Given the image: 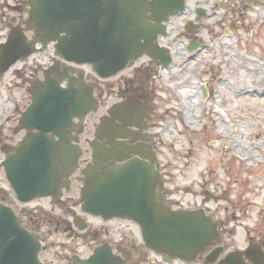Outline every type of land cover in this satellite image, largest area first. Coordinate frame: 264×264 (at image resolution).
I'll return each mask as SVG.
<instances>
[{
  "label": "water",
  "instance_id": "95a60500",
  "mask_svg": "<svg viewBox=\"0 0 264 264\" xmlns=\"http://www.w3.org/2000/svg\"><path fill=\"white\" fill-rule=\"evenodd\" d=\"M27 4V19L15 26L8 24L6 41L0 43V76L18 60L40 50L37 43L45 48L50 42L66 61L90 64L101 77L116 74L146 52L167 65L170 57L154 40L165 34L162 21L184 9V0H27ZM29 30L34 33L32 39L26 35ZM64 78L66 87L49 81L45 91L33 95L20 118L27 134L3 162L6 178L20 201L47 196L63 182L67 185L78 167L81 149L71 143L68 133L72 119L83 120L96 101L87 84L77 88L70 78ZM31 129L35 131L29 132ZM49 133L58 135L60 141ZM111 141L113 138L109 146L101 142L93 146V166L85 168L81 191L84 211L104 219L134 221L145 245L170 259L191 261L219 240L216 223L202 209L165 206L156 193L162 181L153 152L141 153L136 147ZM131 154L147 157L128 159ZM203 193L207 199L211 197L207 191ZM38 250V243L19 226L11 209L0 204V264H40ZM220 253L221 247L214 248L205 264L214 263ZM76 264H122V259L101 246ZM217 264H264V251L250 245L244 251L226 254Z\"/></svg>",
  "mask_w": 264,
  "mask_h": 264
},
{
  "label": "rangeland",
  "instance_id": "374dc122",
  "mask_svg": "<svg viewBox=\"0 0 264 264\" xmlns=\"http://www.w3.org/2000/svg\"><path fill=\"white\" fill-rule=\"evenodd\" d=\"M23 1L0 0V42L5 40L8 32L6 23L17 24L26 18L27 13L23 10L27 5L23 8ZM184 18L177 17L180 21ZM232 22L236 26L231 25ZM225 26L227 33L221 30L220 37L214 41L211 40L220 31L198 29V38L208 39L206 41L210 46L192 59L187 58L188 54L182 45L186 38L182 33L178 34V29L170 26L164 41L165 44L166 41L171 44L174 64L162 67L160 75L156 74L157 67L151 58L140 57L136 61L135 65L147 63L146 75L152 83L144 103V117L140 118L141 127L138 131L141 130V133L137 137H128L133 143L149 145L155 152L162 181L157 190L168 208H202L216 221L221 232L216 245L223 248L220 257L255 242L264 248V190L260 189L264 183V120H261L263 128L255 125L257 115L264 119V101L242 98L234 91L243 77L252 73L250 68H253L254 73L258 72V79L264 78V4L246 16L244 13L242 18H226ZM28 35L31 36V33L28 32ZM51 47L18 61L0 76L1 144L16 145L25 135L24 131L15 132L14 129L31 102L29 92L33 82L43 78L42 64L53 54ZM178 53L182 55L180 58L176 57ZM245 66L248 71H244ZM81 69L86 76L95 79L89 66ZM179 93L181 97L185 94L190 97L186 98L189 109L194 107L192 104L195 100L199 104L194 110L184 111L178 107L181 102ZM217 98L223 109L217 116L209 115ZM112 101L118 99L111 97L96 112L86 117L79 137L84 149L90 150L85 138H93L96 124ZM191 111L197 117L194 122L191 121ZM187 113L191 117L183 120ZM134 120L138 121V118ZM217 121L223 125L219 130L216 129ZM233 141L237 147L232 146ZM250 145L255 147L254 154L258 160L243 161L234 156L236 152L250 149ZM3 155L0 151V160ZM204 190L218 198L207 199L202 193ZM77 193L79 196V190ZM0 195L5 197L3 201L9 205L17 203L2 167ZM94 221L98 223V220ZM110 223L116 233L109 236L102 234L103 241L113 243L110 238L115 237L116 240L130 242L129 252L133 253L130 264H148L149 257L156 256L143 246L139 227L135 223L119 219ZM133 241L139 246L135 247ZM125 242L123 244L127 248ZM64 245H72L66 232ZM94 247L95 244L90 243L88 247H81V250H86L85 254H88ZM66 254L72 256L68 249ZM203 254H200L199 260L173 264H203Z\"/></svg>",
  "mask_w": 264,
  "mask_h": 264
},
{
  "label": "flooded vegetation",
  "instance_id": "af4514ba",
  "mask_svg": "<svg viewBox=\"0 0 264 264\" xmlns=\"http://www.w3.org/2000/svg\"><path fill=\"white\" fill-rule=\"evenodd\" d=\"M186 2L187 5L183 14L174 17L169 23L173 28L181 31L187 40H193V43L202 41L196 34L198 29L207 30L212 28V30H218V33L227 28L225 26L226 18H242L244 13L246 16L262 6L259 0H186ZM199 6L206 10L198 11ZM177 17H185L186 19L180 21ZM233 24L235 25L234 22L231 23V25ZM228 27L232 30V27ZM166 37L167 35L161 40ZM155 66L157 67L156 62ZM58 71L60 70L57 69ZM147 72V63H144L126 69L108 80H103L97 76L93 80L88 78L93 83L98 106L105 104L111 97L117 98L118 101L110 103V108L116 103L124 101V98L129 97L133 98V104L136 105L133 108L137 109L141 106V102L147 100L151 88L152 80L150 81L147 77ZM54 76H56V73L49 74L51 78ZM39 86L45 85L39 82L36 84V88ZM141 112L143 116L144 109ZM85 140L88 142L87 138ZM13 146V144L0 143V151L5 155L7 151L11 152L13 150ZM86 160V156H81L80 164ZM82 177L80 174L73 175L70 185L62 188L58 194L35 199L26 204L16 200L17 203L9 205L3 201L5 197L0 195V202L13 209L19 223L40 243L41 248L38 258L41 264H73L75 257L85 258L92 253L91 251V253L85 254L86 250H81V247H88L90 243L95 244V246L99 245L103 241L102 237L104 235L109 236L112 234L110 230L100 226V223L103 222L102 219L84 213L80 209L77 190L80 191ZM29 204L30 206H28ZM94 219L98 220V223ZM64 232H66L67 239L72 245H64ZM80 240H82V243H80ZM123 243L124 240L118 239L112 247L115 248L117 253L125 257L127 264H130L133 257V253L129 252L130 242H125L128 249ZM133 243L135 247L138 245L135 241ZM67 249L72 253L71 257L66 254Z\"/></svg>",
  "mask_w": 264,
  "mask_h": 264
},
{
  "label": "bare ground",
  "instance_id": "6f19581e",
  "mask_svg": "<svg viewBox=\"0 0 264 264\" xmlns=\"http://www.w3.org/2000/svg\"><path fill=\"white\" fill-rule=\"evenodd\" d=\"M248 67H244V71H248ZM250 71L252 73L249 74V76L247 75L246 77H243V79L241 80V84L237 87V89L234 88V91H237V94L239 97L242 98H248L249 100L252 99H263L264 101V78L258 79L257 73L253 68H250ZM180 98H181V102L180 105L178 104V107L180 106L181 108L184 109V111H188V110H194V107H196L199 103L197 100L194 101V103L192 104L194 107H191V109H189L190 104L187 103L186 98L190 99V97L188 95H184L183 97H181V94L179 93ZM214 106L213 108H210V112H208V114H214L215 116H217V114L219 113L220 109H223L222 103H220L219 98L215 99L214 101ZM218 103V104H217ZM217 104V105H216ZM183 111V112H184ZM191 115H193L191 121L194 122L196 120V115L193 113V111H191ZM191 115H189L188 113L186 114V116H183V120L184 119H189V117H191ZM256 117V116H254ZM255 125L258 128H263V125L261 123V120L263 121L264 119H261L260 117L255 118ZM264 123V122H263ZM222 124L221 122L217 121V125H216V129H221L222 128ZM233 147H237L236 143L233 141L232 144ZM255 147H252L250 145V149L245 150L244 152L241 153H234L235 157H238L239 159L248 161V160H258L257 159V155L254 154V149ZM257 148V147H256ZM143 150L145 149V146L142 147ZM232 150L234 151V149L232 148ZM264 190V183L261 185V188Z\"/></svg>",
  "mask_w": 264,
  "mask_h": 264
}]
</instances>
